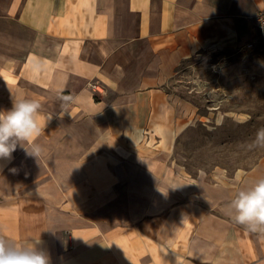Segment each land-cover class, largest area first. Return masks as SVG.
<instances>
[{"label":"crops","instance_id":"1","mask_svg":"<svg viewBox=\"0 0 264 264\" xmlns=\"http://www.w3.org/2000/svg\"><path fill=\"white\" fill-rule=\"evenodd\" d=\"M263 6L0 0V111L28 98L51 115L39 162L19 145L0 160V235L39 239L50 264H264V238L226 207L264 176V157L233 174L186 172L173 156L184 103L163 87L186 60L243 48Z\"/></svg>","mask_w":264,"mask_h":264},{"label":"rangeland","instance_id":"2","mask_svg":"<svg viewBox=\"0 0 264 264\" xmlns=\"http://www.w3.org/2000/svg\"><path fill=\"white\" fill-rule=\"evenodd\" d=\"M8 26L10 33L11 28L22 32L27 46L31 34L14 20ZM163 87L184 103L180 110L186 125L173 156L186 172L233 174L264 157V148L248 147L264 128V39L251 47L186 60L171 70Z\"/></svg>","mask_w":264,"mask_h":264},{"label":"clouds","instance_id":"3","mask_svg":"<svg viewBox=\"0 0 264 264\" xmlns=\"http://www.w3.org/2000/svg\"><path fill=\"white\" fill-rule=\"evenodd\" d=\"M67 99V98H65ZM42 104L34 99L13 97V106L0 111V160H11L17 146L39 162L44 148L36 138L44 131L46 120L40 119ZM249 148H264V128L257 131ZM238 181L245 183L238 178ZM226 207L233 223L243 226L250 234L264 238V176L240 188ZM40 240L31 238L27 244L0 235V264H50L49 255L39 247Z\"/></svg>","mask_w":264,"mask_h":264},{"label":"bare ground","instance_id":"4","mask_svg":"<svg viewBox=\"0 0 264 264\" xmlns=\"http://www.w3.org/2000/svg\"><path fill=\"white\" fill-rule=\"evenodd\" d=\"M263 7H264V6H263ZM261 8H262V7H261ZM261 8H259V10H260ZM259 10H258V12H259ZM258 12H257V14H256V18H255V29H256V34H257V36H256L255 38L251 39L249 42H247V43L243 46V48H244V47H251V46H254V43L258 42V41L261 40V39H264V32L261 31V30L258 28V26H257V16H258ZM185 125H186V122L183 123V126H184V127H185Z\"/></svg>","mask_w":264,"mask_h":264},{"label":"built area","instance_id":"5","mask_svg":"<svg viewBox=\"0 0 264 264\" xmlns=\"http://www.w3.org/2000/svg\"><path fill=\"white\" fill-rule=\"evenodd\" d=\"M257 26L261 31L264 32V7H262L258 12Z\"/></svg>","mask_w":264,"mask_h":264}]
</instances>
